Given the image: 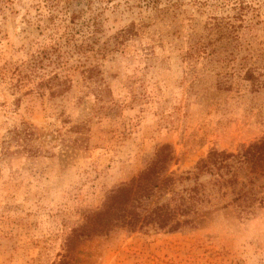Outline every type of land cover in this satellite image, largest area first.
<instances>
[{"label":"rangeland","instance_id":"374dc122","mask_svg":"<svg viewBox=\"0 0 264 264\" xmlns=\"http://www.w3.org/2000/svg\"><path fill=\"white\" fill-rule=\"evenodd\" d=\"M262 137L264 0H0V264H264V178L195 175ZM165 144L170 224L68 252Z\"/></svg>","mask_w":264,"mask_h":264},{"label":"trees","instance_id":"16d2710c","mask_svg":"<svg viewBox=\"0 0 264 264\" xmlns=\"http://www.w3.org/2000/svg\"><path fill=\"white\" fill-rule=\"evenodd\" d=\"M67 1L69 6L77 3V0ZM146 1L150 5L155 3V0ZM82 12L72 13L69 22L74 23ZM53 77L52 80H58L56 76ZM172 162L173 151L171 146L165 144L159 147L152 160L136 178L109 193L101 208L85 217L84 225L78 230H74L75 232L67 238L66 250L72 251L73 243L77 241V237L78 239L83 237L86 239L101 236L120 227L133 232L141 227L144 220H151L161 229L166 228L175 214L174 209L169 204L156 205L145 215H142V211L155 193L161 191L164 193L173 185L172 173L165 175ZM235 164L238 171H231L235 168ZM240 171L242 177L248 173V175L264 178V137L247 147L241 148L236 154L211 150L195 166L196 176L217 175L222 178L224 174L229 173L230 177L227 181H230L231 184L238 181L237 176ZM262 187V185L259 186V188ZM233 200L238 202L237 204L241 207L240 212L243 213H247V210L252 208L254 204L262 203L261 198L258 199L251 195V189L242 190Z\"/></svg>","mask_w":264,"mask_h":264}]
</instances>
